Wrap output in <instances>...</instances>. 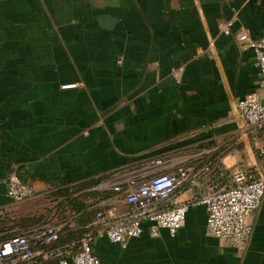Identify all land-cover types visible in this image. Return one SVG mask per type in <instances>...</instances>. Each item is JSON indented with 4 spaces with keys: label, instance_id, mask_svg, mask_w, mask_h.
<instances>
[{
    "label": "crops",
    "instance_id": "0c3cea01",
    "mask_svg": "<svg viewBox=\"0 0 264 264\" xmlns=\"http://www.w3.org/2000/svg\"><path fill=\"white\" fill-rule=\"evenodd\" d=\"M241 29L264 39V0H0V230L40 217L75 229L68 207L55 212L64 189L126 211L111 187L144 180L155 159L205 169L203 184L219 167L259 173L264 133H239L237 102L260 97ZM12 171L31 199L7 198ZM206 216L190 207L174 237L100 238L94 252L101 264H264V197L241 250L206 236Z\"/></svg>",
    "mask_w": 264,
    "mask_h": 264
},
{
    "label": "built area",
    "instance_id": "2783aa9c",
    "mask_svg": "<svg viewBox=\"0 0 264 264\" xmlns=\"http://www.w3.org/2000/svg\"><path fill=\"white\" fill-rule=\"evenodd\" d=\"M235 20L234 14L221 24L224 35L230 34ZM238 41L251 49L260 76V97L249 94L236 104L242 122L239 133L258 143L264 133V39H251L247 31L241 29ZM256 153L259 173L219 167L204 184L201 176L205 169H196L184 162L171 166L161 159L152 160L144 180H131L125 188L119 184L111 187L128 206L126 211L117 213L108 207L99 210L94 220L85 226L82 236L71 243L59 244L64 225H41L25 235H15L0 242V264H101L94 252L97 239L106 238L124 249L130 239L145 232L156 237L159 230L165 229L174 237L185 226L189 208L196 206L206 210V236L224 240L241 250L252 234V226L246 219L260 208L264 197V142L259 144ZM5 187L7 198L14 203L34 196L32 188L14 171L8 174ZM183 192L190 194L186 201L179 200Z\"/></svg>",
    "mask_w": 264,
    "mask_h": 264
},
{
    "label": "trees",
    "instance_id": "16d2710c",
    "mask_svg": "<svg viewBox=\"0 0 264 264\" xmlns=\"http://www.w3.org/2000/svg\"><path fill=\"white\" fill-rule=\"evenodd\" d=\"M73 190V192L78 191ZM69 190H60V196L64 197L57 205L55 206L57 212L62 207H68L71 215L74 216L75 221H77V227L75 229H70L67 225H64L61 229V234L59 238V244H66L77 241L85 231V226L91 223L94 220L95 214L102 209H89V205L85 204V196L79 195V197H72ZM93 194V193H92ZM97 194V193H95ZM93 194V195H95ZM103 194V193H102ZM33 223H37L38 226L47 225L49 223L42 221V217L40 219L34 221ZM53 225V224H50ZM32 229H29L25 232H20L12 229L0 230V242L6 241L7 239L15 236V235H25L29 233Z\"/></svg>",
    "mask_w": 264,
    "mask_h": 264
}]
</instances>
